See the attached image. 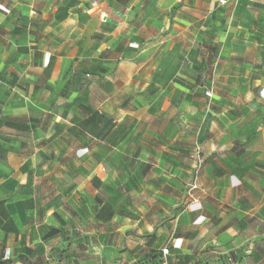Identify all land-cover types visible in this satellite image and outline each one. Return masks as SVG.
<instances>
[{
	"label": "crops",
	"instance_id": "0c3cea01",
	"mask_svg": "<svg viewBox=\"0 0 264 264\" xmlns=\"http://www.w3.org/2000/svg\"><path fill=\"white\" fill-rule=\"evenodd\" d=\"M219 2L0 0V264H223L264 240L262 16ZM196 104L212 128L186 229L116 245L96 206L117 131Z\"/></svg>",
	"mask_w": 264,
	"mask_h": 264
},
{
	"label": "rangeland",
	"instance_id": "374dc122",
	"mask_svg": "<svg viewBox=\"0 0 264 264\" xmlns=\"http://www.w3.org/2000/svg\"><path fill=\"white\" fill-rule=\"evenodd\" d=\"M241 1L228 0L222 9L229 15L237 6L244 10V16L251 14L257 19L262 16L258 36L264 38V6L252 4L254 0H245L240 5ZM180 63L177 61V67ZM178 84L184 86L181 81ZM183 97L184 94L182 100ZM205 99L213 100L208 95ZM177 109L172 117L163 112L159 117L139 116L116 133L115 149L107 158L110 170L107 174L112 183L102 191L107 203L96 208L101 209L102 217L112 215V224H107L106 229H112L111 238L118 246L153 245L160 234L164 238L160 231L171 227L175 220L176 234L187 227L184 208L191 195L196 197L199 192L198 189L191 192L196 179L193 155L197 148L203 152L212 124L206 120V111L200 104L192 110L196 113L192 123L180 119L187 111L183 106ZM263 241L256 238L254 247L248 251L224 254L216 251L215 256L223 264H264L260 263L264 250L256 249ZM135 253L134 250L130 255Z\"/></svg>",
	"mask_w": 264,
	"mask_h": 264
},
{
	"label": "built area",
	"instance_id": "2783aa9c",
	"mask_svg": "<svg viewBox=\"0 0 264 264\" xmlns=\"http://www.w3.org/2000/svg\"><path fill=\"white\" fill-rule=\"evenodd\" d=\"M219 3H220V5L224 6L228 3V0H220ZM208 96H211V94H208ZM260 96L262 99H264V90L261 91ZM81 157H83V155H80V158ZM193 159H194V163H195L196 179H195L194 184L192 186L191 192L198 189V178L201 174V171H202L204 163H205V160L203 157V152L201 151V148H197V150L195 151V154L193 155ZM189 207L193 210V212H198L200 210L199 207L197 208L196 202L192 203ZM168 254H169V249L163 250V255H168Z\"/></svg>",
	"mask_w": 264,
	"mask_h": 264
}]
</instances>
